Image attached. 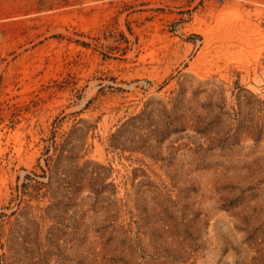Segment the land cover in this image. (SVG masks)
<instances>
[{
	"label": "rangeland",
	"instance_id": "rangeland-1",
	"mask_svg": "<svg viewBox=\"0 0 264 264\" xmlns=\"http://www.w3.org/2000/svg\"><path fill=\"white\" fill-rule=\"evenodd\" d=\"M0 264H264V0H0Z\"/></svg>",
	"mask_w": 264,
	"mask_h": 264
},
{
	"label": "built area",
	"instance_id": "built-area-1",
	"mask_svg": "<svg viewBox=\"0 0 264 264\" xmlns=\"http://www.w3.org/2000/svg\"><path fill=\"white\" fill-rule=\"evenodd\" d=\"M219 1H222V0H219Z\"/></svg>",
	"mask_w": 264,
	"mask_h": 264
}]
</instances>
